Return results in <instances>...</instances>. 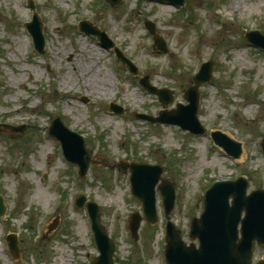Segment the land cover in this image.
<instances>
[{
    "label": "rangeland",
    "instance_id": "374dc122",
    "mask_svg": "<svg viewBox=\"0 0 264 264\" xmlns=\"http://www.w3.org/2000/svg\"><path fill=\"white\" fill-rule=\"evenodd\" d=\"M34 5L42 23V55L24 25ZM0 0V195L7 213L0 220V264H89L99 255L86 210L75 208L84 195L100 208V224L115 244V264H165L164 229L171 222L186 244L190 220L203 212L205 192L215 182L245 177L247 193L264 187V53L252 49L245 34L264 36V0H185L182 9L146 0ZM83 21L104 32L137 67L131 76L112 51L83 36ZM146 23L164 42L153 49ZM211 62V82L199 88L198 120L205 128L193 136L173 125H152L134 117H157L187 105L202 64ZM169 89L172 102L158 103L139 81ZM122 115L110 113L111 104ZM60 118L81 135L91 155L85 177L61 155L48 135ZM219 131L241 144L231 160L209 139ZM126 161L163 169L159 184H173L176 202L166 216L156 193L158 223L140 224L130 237L131 215L141 205L130 196ZM57 221L48 234L49 225ZM16 235L19 258L8 252L7 235ZM264 259L257 249L254 262Z\"/></svg>",
    "mask_w": 264,
    "mask_h": 264
},
{
    "label": "water",
    "instance_id": "95a60500",
    "mask_svg": "<svg viewBox=\"0 0 264 264\" xmlns=\"http://www.w3.org/2000/svg\"><path fill=\"white\" fill-rule=\"evenodd\" d=\"M105 1L115 6L121 0ZM149 1L176 6L185 3V0ZM31 8L33 9L32 5ZM146 27L153 37L154 48L165 54L164 42L155 34L154 25L147 23ZM26 28L34 39L36 51L42 53L44 39L41 32V23L36 14H34L33 22L26 25ZM81 29L95 35L104 48H113V43L109 41L104 33L92 29L87 24H84ZM245 38L252 45L264 49V36L260 33L248 32ZM114 50L117 58L127 66L131 74H136V68L133 64L118 49L115 48ZM212 70L213 64L211 62L205 63L193 77L194 86L184 96L185 101L189 103L188 106L178 105L177 110L162 111L157 118L145 115H137V118L151 124L176 125L194 135L202 134L203 127L197 120L198 89L203 84L211 81ZM141 85L149 94L157 96L158 101L163 106H167L172 102L171 91L151 87L147 79L141 80ZM110 110L117 114L122 113V110L115 105H111ZM2 126L8 130L17 131V129L8 125ZM49 134L60 141L66 159L77 165L80 175L84 176L89 167L91 155L85 147L83 138L63 127L59 119L53 121ZM213 139L215 144L223 148L229 156L234 159L241 156V145L239 143L232 142L220 132L214 133ZM118 168L124 173L128 169L130 170L131 196L140 201L145 220L150 224H155L157 222L155 187L162 174V167L160 165L149 166L140 163L127 164L122 162L118 165ZM247 185V180L240 177L235 181L216 183L206 192L203 213L199 219H194L190 225V237L198 240V249L195 246L187 247L175 227L170 222L167 223L165 236L166 264H252V255L256 244L264 248V189L253 191L247 195ZM158 191L163 200L165 214L168 215L175 203L173 186L162 182L158 186ZM84 204L85 197L79 196L76 199V208L82 209ZM86 210L89 215L95 246L99 252V256L93 259L90 264H114L115 245L100 224L99 207L94 203H88ZM5 212L6 207L3 198L0 196V219L4 217ZM242 213H244L243 218L241 217ZM141 221L142 217L137 212L130 217L128 229L134 240L138 239ZM239 224L241 225V238L237 241ZM54 228L55 225L49 227V232ZM7 240L10 243V254L14 259H18L19 250L16 237L10 235ZM256 264H264V261H259Z\"/></svg>",
    "mask_w": 264,
    "mask_h": 264
},
{
    "label": "bare ground",
    "instance_id": "6f19581e",
    "mask_svg": "<svg viewBox=\"0 0 264 264\" xmlns=\"http://www.w3.org/2000/svg\"><path fill=\"white\" fill-rule=\"evenodd\" d=\"M241 159V158H240Z\"/></svg>",
    "mask_w": 264,
    "mask_h": 264
}]
</instances>
